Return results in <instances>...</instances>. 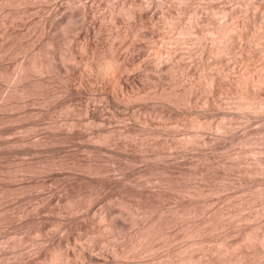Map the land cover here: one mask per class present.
<instances>
[{"label": "rangeland", "instance_id": "obj_1", "mask_svg": "<svg viewBox=\"0 0 264 264\" xmlns=\"http://www.w3.org/2000/svg\"><path fill=\"white\" fill-rule=\"evenodd\" d=\"M263 232L264 0H0V264H264Z\"/></svg>", "mask_w": 264, "mask_h": 264}, {"label": "bare ground", "instance_id": "obj_2", "mask_svg": "<svg viewBox=\"0 0 264 264\" xmlns=\"http://www.w3.org/2000/svg\"><path fill=\"white\" fill-rule=\"evenodd\" d=\"M61 56H62V54H61ZM63 56H64V55H63ZM65 57H66V56H65ZM69 57H70V55H69ZM69 57H68V59H69ZM71 57H72V55H71ZM74 57H75V56H74ZM65 59H67V58H65ZM65 59H64V60H65ZM73 59H74V58H73ZM124 59H125V58H124ZM70 60H71V59H70ZM108 60H109V59H108ZM119 60H120L119 57H113V56H112V58L108 61V62H109L108 64H109V66H112L113 64H116V63H117L116 65L119 67L118 62H119V63L122 62V61L120 62ZM32 61H33V60H32ZM32 61H31V62H32ZM61 61L63 62V60H61ZM68 61H69V60H68ZM31 62H30V63H31ZM36 62H37V60H36ZM38 62H39V61H38ZM64 62H65V61H64ZM74 62H75V60H74ZM74 62H73V63H74ZM47 63H48V62H47ZM122 63H123V62H122ZM124 63H126V62H124ZM108 64H106V66H107ZM110 64H111V65H110ZM32 65H33L32 68L35 69V70H37V72H41V71H40L41 69L44 70V67H43V64H42V63H41V65H40V63H39V64H38V63H32ZM104 65H105V64H104ZM116 65H114V66H116ZM120 65H122V64H120ZM117 66H116V67H117ZM46 67H47V66H46ZM116 67H115V68H116ZM112 68H113V67H112ZM35 70H32V71H35ZM38 70H39V71H38ZM48 70H49V69H48ZM43 72H44V71H43ZM116 74H117V73H116ZM249 235H250V234H249ZM253 235H254V234H253ZM253 235H252V236H253ZM255 235H256V234H255ZM259 235H260V233H259ZM249 237H250V236H249ZM249 237H248V238H249ZM255 237H257L259 240H261V239L264 240V232H263V234L261 233V236H255ZM261 241H262V240H261ZM262 242H263V241H262ZM262 242H261V243H262ZM226 245H227V244H226ZM224 248H225V247H224ZM226 248H227V247H226ZM229 248H230V247H229ZM202 250H203V249H202ZM204 252H205V251H204ZM223 254H225V253H223ZM188 255H189V254H188ZM180 256H181V255H180ZM186 256H187V255H186ZM227 256H228V255H227ZM187 257H189V258H187ZM187 257L182 258L181 262H183L184 264H185V263L187 264V263H194V262H195V261H194V260H195L194 258H192V257H190V256H187ZM202 257H203V256H202ZM95 258H96V257H95ZM97 258H98V257H97ZM200 259H201V258H200ZM206 259H207V258H206ZM232 259H233V258H232ZM174 260H175V259H174ZM179 260H180V259H179ZM239 260H241V259H239ZM162 261H163V260H162ZM177 262H180V261H177ZM181 262H180V264H181ZM220 262H221V261H220ZM223 262H224L223 264H225V263H226V264H236L233 260H231V259H229V258H228V259H225V258H224ZM162 263H163V262H162ZM166 263H167V262H166ZM166 263H165V264H166ZM206 263H207V262H206ZM206 263H205V261H202V259H201L200 261H198V262L196 261V264H206ZM211 263H212V262H211ZM215 263H216V262H215ZM208 264H210V263L208 262ZM221 264H222V262H221ZM239 264H240V263H239ZM241 264H242V263H241Z\"/></svg>", "mask_w": 264, "mask_h": 264}]
</instances>
